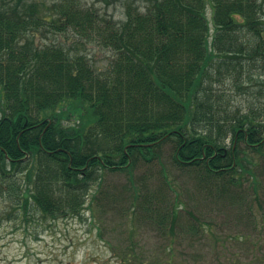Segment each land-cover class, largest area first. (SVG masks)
<instances>
[{
  "label": "trees",
  "instance_id": "obj_1",
  "mask_svg": "<svg viewBox=\"0 0 264 264\" xmlns=\"http://www.w3.org/2000/svg\"><path fill=\"white\" fill-rule=\"evenodd\" d=\"M47 10L0 1V199L26 214L78 216L104 174L123 172L136 210L137 169L160 164L172 190L168 163L222 180L225 191L244 175L257 180L249 156L264 160L260 0H131L122 22L73 0ZM43 27L95 36L114 54L110 68L98 71L62 43L36 45ZM156 199L165 231L178 214ZM144 200L154 212L155 198Z\"/></svg>",
  "mask_w": 264,
  "mask_h": 264
},
{
  "label": "rangeland",
  "instance_id": "obj_2",
  "mask_svg": "<svg viewBox=\"0 0 264 264\" xmlns=\"http://www.w3.org/2000/svg\"><path fill=\"white\" fill-rule=\"evenodd\" d=\"M64 1L25 0V4H37L38 16H43ZM73 1L92 8L100 19L122 22L131 0ZM260 2L264 7V0ZM32 35L40 47L62 43L86 55L101 72L113 61V52L95 36L71 29L53 32L46 27ZM219 88L227 89L229 83ZM234 100L246 105L238 95ZM231 144L229 138L227 148ZM163 151L164 160H170L174 148L167 144ZM249 157L257 162L250 166L257 180L244 175L226 191L222 180L206 182L200 170H182L168 163L171 190L163 182L160 164L142 165L134 176L141 198L136 210L130 204L134 187L123 172L104 174L89 197L98 199L91 207L86 204L78 216L45 217L34 209L26 214L0 199V264H264V160ZM145 198H155L154 212L146 210L151 205ZM156 198H169L170 209L172 201L178 214L165 231L159 228L164 203Z\"/></svg>",
  "mask_w": 264,
  "mask_h": 264
}]
</instances>
